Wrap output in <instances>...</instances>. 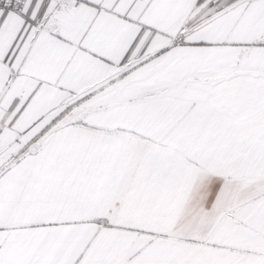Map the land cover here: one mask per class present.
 I'll list each match as a JSON object with an SVG mask.
<instances>
[{"label":"snow or ice","instance_id":"6c2138e0","mask_svg":"<svg viewBox=\"0 0 264 264\" xmlns=\"http://www.w3.org/2000/svg\"><path fill=\"white\" fill-rule=\"evenodd\" d=\"M0 264H264V0H0Z\"/></svg>","mask_w":264,"mask_h":264}]
</instances>
